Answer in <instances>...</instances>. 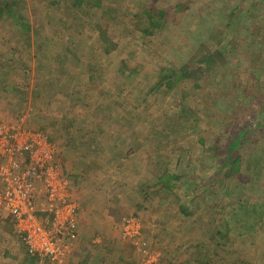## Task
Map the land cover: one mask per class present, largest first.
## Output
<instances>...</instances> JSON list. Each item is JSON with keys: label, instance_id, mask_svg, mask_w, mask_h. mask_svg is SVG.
Here are the masks:
<instances>
[{"label": "rangeland", "instance_id": "obj_1", "mask_svg": "<svg viewBox=\"0 0 264 264\" xmlns=\"http://www.w3.org/2000/svg\"><path fill=\"white\" fill-rule=\"evenodd\" d=\"M15 1L34 30L27 44L14 25L10 28L11 21L0 22V75L7 74V82L21 95L18 102L0 92V122L23 120L57 145L72 199L93 211L84 220L112 225L115 230H107L105 234H112L106 238L120 239L118 249L128 248L121 251L130 264H182L191 254L193 259L195 246L210 241L207 224L219 225L216 218H227L233 201L259 206L261 216L264 187L250 190L244 184L228 187L214 200L211 194L196 199L190 217L179 208L188 206L192 191L196 188L197 194L200 180L212 172L214 163L203 150L225 138L227 121L238 107L234 95L244 82L251 81L249 95L261 92L264 101V85L259 86L264 62L251 57L253 68L248 67L251 50L245 48L255 40V51L257 47L264 59L261 35L254 36L263 31V0H99L101 8L86 13L69 8L70 0L52 7L55 0ZM149 7L164 10L163 29L143 36L137 31L143 28L140 12ZM97 25L117 44L108 56L93 31ZM232 36L236 40L229 43ZM200 45L221 49L231 60L223 82L215 70L197 88L192 81L173 83L169 89L158 85L159 76L180 68ZM9 58L20 64L7 67ZM122 60L128 70L119 72ZM78 130L88 133L81 147L74 144ZM163 170L184 176L171 182L170 190L160 191L154 174ZM254 216L248 231L229 221L232 256L224 263L264 264V217ZM5 223L0 216V264H20L25 255L13 244ZM126 225L130 231L124 237Z\"/></svg>", "mask_w": 264, "mask_h": 264}, {"label": "trees", "instance_id": "obj_2", "mask_svg": "<svg viewBox=\"0 0 264 264\" xmlns=\"http://www.w3.org/2000/svg\"><path fill=\"white\" fill-rule=\"evenodd\" d=\"M70 2L71 6H69V8L81 10L84 13L90 11L91 9L101 8L99 0H70ZM18 3L19 2H16L15 0H0V22L4 23V21H11L12 23L10 24L12 27L10 28L12 29L14 25V27L17 28L16 32H21V34L24 35L23 40L25 39V42L29 44L31 34L34 29L32 28V24L26 20L25 16H22L23 14L20 12ZM61 3V0H55L49 5L51 7L53 5L59 6ZM262 3H264V0ZM178 8L179 10L184 9V5L179 4ZM232 10L233 9H231V11ZM140 14H142L141 17L143 18V28L137 30L139 33L143 36H151L154 32L162 31V18L165 17L164 10H155L153 7H149V9L144 8ZM230 15L235 16L236 14H234V12H230ZM93 31L97 34V40L103 45L102 50L105 56H108L116 50L117 44L111 42L108 33L104 32V29L101 26H94ZM258 33L254 34V36L258 37L261 35V40L264 42V23L263 31H261V34ZM231 38L232 40L229 43L236 40V37L234 36ZM23 40L20 39V43H22ZM249 42L250 44H246L245 48L251 50L252 55H249L250 61L248 67L253 68L251 65L253 64L251 57L254 61L261 60L264 62V59L262 56H259L260 50H257V47V52L255 51V44L258 45L259 43L255 40H251ZM17 43H19V41H17ZM253 44L254 46L251 47ZM233 48L235 49V46H233ZM234 49L232 51L235 52ZM11 53L15 55L16 51L12 50ZM1 56L2 54H0V59ZM230 61L231 60L226 58L225 51L221 49H208L205 46L200 45L196 48V52H194L180 68L168 72V75L163 77L159 76L158 85L162 84L166 89H169L173 83L192 81L193 83L191 84L197 88L198 81L207 77V75L215 70L219 72L222 80L224 74L229 70V68H231L232 63ZM12 62L20 64V61H17L14 58H9L5 64L9 67ZM257 68H261L260 64H258ZM125 70L127 71L128 68L125 60H122L118 71L122 72ZM1 74L3 75H0V92L3 94L8 93V96L13 95V99L17 101L21 95H17L18 90H16L15 86L11 85L10 82H7V74L3 73V71ZM175 78L176 81L174 80ZM252 78L253 77H250L251 80ZM216 81L220 83L223 82V80L221 82L219 79H216ZM250 82L245 81L242 87L243 89L240 90L238 94L236 93L234 95V102L238 107H236V112L232 114V117L227 121V126L224 130L226 136L223 141H220V144L216 141V146L205 147L203 150L214 165L211 170L212 172L207 175L206 178L200 180V190L198 193L195 194L197 191L196 188L192 191V197L187 201L188 206H180L179 213L184 217H190L193 214L190 207L196 199H201L207 194H211L212 199L214 200L218 198L217 196L222 194L223 190L225 191V189L230 186L233 187V185L236 186V184H239L241 188H243L242 185L244 184L250 190L254 189V187L261 189L264 187V101L259 97L261 92L253 95H251L252 93H250V95L248 94L249 88H252ZM261 85H264V83L262 82L259 86ZM242 93H245L246 95L242 96ZM20 100L21 98L18 99V102H20ZM45 129L46 126H41V131H46ZM77 133L78 134L74 144L81 147L83 146V138H85L88 133L84 132V130H78ZM199 143L203 144L201 140H199ZM246 149L250 151L252 150V152L245 153L244 151H246ZM258 154H260V156H258ZM251 166H253L252 172L250 171ZM154 176H156L154 180L158 189L160 191H168L174 185L172 184L171 186V182L178 183L184 174L168 175L165 170H163L159 174L155 173ZM211 187L212 192L210 193ZM153 193L157 195L159 192L158 190H154ZM231 204V206L228 204L230 209L228 214L224 215L227 216V218H220L221 216L216 218L219 225H216L214 222L207 224L209 226L210 241L197 244L194 248V258L192 259L193 255L191 254L189 256L190 259L188 258L182 264H215V262H217V264H227V262L224 263V261H226V257L232 256L228 244L229 235L232 232V227L229 224V221H235L242 224L241 228L248 231L247 225L249 219L255 217L254 215L257 217L260 216V213H258L260 210L256 212L257 207L259 206H249L247 203L245 205V203L240 200L233 201ZM261 205V207H264V203ZM233 206L237 207V209L245 208V210L240 212V210L237 211L232 208ZM211 210H213V207H211ZM237 212H239L242 216L241 219L238 218L239 216ZM261 217H264V211L261 212L260 218ZM256 220L258 219L256 218ZM260 258L264 260V253L260 254ZM159 260L160 259L158 258L157 261L159 262ZM167 264L175 263L168 262Z\"/></svg>", "mask_w": 264, "mask_h": 264}, {"label": "built area", "instance_id": "obj_3", "mask_svg": "<svg viewBox=\"0 0 264 264\" xmlns=\"http://www.w3.org/2000/svg\"><path fill=\"white\" fill-rule=\"evenodd\" d=\"M57 160V145L47 135L23 120L0 122V210L26 251L46 264H65L78 210ZM129 229L123 228L124 237Z\"/></svg>", "mask_w": 264, "mask_h": 264}, {"label": "crops", "instance_id": "obj_4", "mask_svg": "<svg viewBox=\"0 0 264 264\" xmlns=\"http://www.w3.org/2000/svg\"><path fill=\"white\" fill-rule=\"evenodd\" d=\"M57 161L62 171L66 175L65 171L62 168V161L60 159ZM87 204L89 203L87 202ZM80 205L81 207L80 206L78 207L76 218H75V228H74L75 238L73 242V249L70 255L66 258L65 264H128V263L130 264L131 261L128 260V258L126 257V254L124 255L123 254L124 252L121 251L122 249L123 251H125V249L128 250V248H120L121 250L118 249V247H120L119 245L120 239L118 238L119 240L118 241L115 240L114 242V240L106 238V236H109L112 233L105 234V232L107 230L108 231L115 230V228H113L112 225L107 226V224H105L104 226L100 222L96 223L94 220H92L91 222L84 220V218H86L85 214L86 215L93 214V211H91L90 207L84 206V204L83 205L80 204ZM100 212L102 213L101 209H100ZM0 216H3L4 219H6L7 222H9L5 224L7 227H9L10 229L9 233L14 238L13 244L16 246V248H18V250L21 249L20 254L25 255L24 259L18 262H22V263L24 262V264L44 263V262H40L36 256L24 250L21 239L15 235L13 223L11 219L9 218V216L6 214V212H4L3 210H0ZM100 220L103 221L102 219ZM100 224L103 227L100 226ZM102 230H105L103 231L104 233L101 232ZM91 231L93 232L92 234H91ZM121 243L123 242L121 241ZM2 253L5 254V252H2ZM0 254H1V251H0ZM20 254H17V255H20ZM16 257H14V259Z\"/></svg>", "mask_w": 264, "mask_h": 264}]
</instances>
